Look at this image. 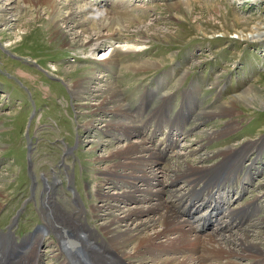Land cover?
Wrapping results in <instances>:
<instances>
[{"label":"rangeland","instance_id":"374dc122","mask_svg":"<svg viewBox=\"0 0 264 264\" xmlns=\"http://www.w3.org/2000/svg\"><path fill=\"white\" fill-rule=\"evenodd\" d=\"M32 1L0 0V237L9 236L5 249L20 252L11 253L10 261L19 264L17 259L31 252L29 249L36 240L25 242L49 222L64 231L69 245L77 240L87 243L84 235L94 234L95 244L90 243L95 245L97 254V231L100 232L98 226L103 220L101 214L97 217V191L103 188L105 194L111 195L118 188L114 184L108 187L101 179L104 165L97 161L123 143L109 129L104 131L103 120L114 116L101 110L100 88H115L130 113L141 107L145 111L143 115L152 111L157 115L161 125L156 134L152 133L154 127L151 128L155 122L141 133L146 139L153 135V145L163 149L162 159L152 169L166 173L159 179L168 188L169 169L184 170L186 164L197 168L212 166L220 159L219 154L232 152L236 157L242 156L246 164L254 162L251 170L262 166L244 197L252 199L258 195L257 200L263 205L264 151L257 153L255 146L264 145V0H256L254 4L245 0H80L79 6L91 5L111 14L113 19L116 18L113 13L123 18V22H112L113 31H100L103 37H112L110 42L99 40L95 50L83 53L78 47L52 45V38L45 31L51 9L43 0ZM170 5H178L181 10H172ZM58 8L59 14L70 12ZM124 12L128 16L122 15ZM130 21L132 25L126 24ZM94 22L77 15L68 29L69 41L80 44L100 33ZM6 24L11 26L8 28ZM150 25L160 40H150L151 44L145 45L135 44L133 39L127 42V36L136 35L140 28L146 31L145 27ZM254 29L263 32L261 38L249 39ZM152 31L146 32L155 34ZM148 34L145 35L149 37ZM126 42L141 50L120 56L119 63L108 71L104 61L98 60L99 54L111 47L124 49ZM139 60H152L158 66L141 72L125 68ZM84 69L89 74L80 76ZM62 70L70 73L65 81L61 80ZM73 80L82 81L86 92L96 97L75 98L67 87V82ZM191 85L196 86V95H191ZM248 86L261 96V107L236 104L237 112L230 117L216 113L221 103ZM188 101L191 103L186 107ZM77 104L97 106L102 112L82 114ZM204 111H213L216 116L206 117ZM196 115L203 120L197 122ZM166 122L175 124L181 131L174 136L177 142L168 147L164 142L160 145L168 134ZM229 122L233 127L227 133ZM217 131L224 132V136L208 140L207 135ZM135 138L131 136L129 141ZM100 182L103 187L99 186ZM54 183L56 189L52 190L57 191L56 195H49L46 186L53 187ZM174 187L187 185L178 180ZM135 189L144 188L137 184ZM176 192V195L180 193ZM245 200H238L233 208ZM117 206L132 208L137 204L125 200ZM242 219L238 213L229 214L230 224L225 230L230 231L223 230L237 240L258 245L264 253V210L247 217L245 222ZM215 228H208L203 234ZM53 230L40 238L42 245L38 250L44 259L42 264H60L63 258L69 261L64 252L60 259V236ZM15 245L18 247L13 248ZM237 250L242 253L240 246ZM69 251L72 255L78 253L77 248ZM231 261L255 262L248 256Z\"/></svg>","mask_w":264,"mask_h":264},{"label":"bare ground","instance_id":"6f19581e","mask_svg":"<svg viewBox=\"0 0 264 264\" xmlns=\"http://www.w3.org/2000/svg\"><path fill=\"white\" fill-rule=\"evenodd\" d=\"M34 1L35 3H38L40 0H33L32 2ZM79 1L80 0H43L44 5L51 9L47 24H45L47 29L45 31L49 36H51L52 45L54 43L56 46H67L72 49L73 47H78L81 53L84 51L91 52L97 48L99 40H102L104 43L112 40V37H109L108 35L107 36L109 38L103 37L100 31L102 29L110 32L113 31L114 28L112 22L115 23L117 21H122L123 18L121 16L119 17L118 13H113L116 15V18L113 19L114 16L111 14L108 15L107 12L97 10L91 5L79 6ZM245 1L254 4L256 0ZM58 6L64 7V9L67 10L69 9L70 12L67 15L59 14ZM169 8L175 11L181 10L178 5H170ZM124 14L128 16L127 12L122 13V15ZM77 15L94 19L96 21L94 24L97 25V32L100 33L95 34L93 38H87V42L80 44L74 41H69L68 37L70 34L68 33V29L70 28V23L76 21ZM126 24L132 25V22L130 21ZM8 25L10 24H6L5 26ZM10 26H8V28ZM62 27L64 28L62 29ZM145 29L147 32L153 30L152 32L155 34H148L140 28L136 35L126 37V40H128L127 42H131L133 39L135 40V44L145 45L151 44L150 40L153 41L154 39H161L151 25L146 26ZM254 30L255 32L250 34L251 36L249 39L261 38L263 32L257 31L256 29ZM145 34L150 36L148 37ZM139 50H141V47L140 49H137L133 46V44H127V47L124 49L119 46L114 48L111 47L108 51L99 54L100 57H98V60H103L105 64L104 66L108 71H110V68H114L119 63L120 56L127 57L130 54L133 55V53ZM94 61H97V58L96 60L94 59ZM157 66L158 63L152 60H139L136 62V65H127L125 68L129 67L135 72H141L149 69H156ZM61 73L63 76L61 79L62 81H65L66 75L68 76V74H70L67 70H62ZM80 74V76L87 75L89 72L87 69H84L80 72ZM167 76H170L169 73ZM67 83V87L70 88V90H68L71 95L77 99H85L84 95H86V97H96L95 94L86 92L82 81L75 82L73 80ZM160 84L158 85L160 86ZM114 89L115 88H107L102 90L100 88V91H102L101 110L104 111V113L109 112L114 116V118L103 120L104 127H106L104 131H108L107 129H109L113 134H115V136H117V140H122L123 143H121L120 146L118 145L117 147L111 149L109 155L104 157L102 160H98L97 163L104 165L102 166L103 169L101 172V179L106 181L105 184L108 187L114 184V186L116 185L118 188L115 193L113 192L111 195H109V193L105 194L102 191L103 188L102 190L99 188L97 191V199L99 200L96 211L97 217H101L100 214L103 217V220H101V223L98 226L100 228V232L97 231V254L94 252V239H96L94 234L87 232L84 235L87 243L77 240L73 241V245H69L67 238L63 235L64 231L61 228L57 227L54 222H52L54 224H49L50 222L47 224V228L50 227V230L54 229L53 232H58L60 236L58 249L60 252V259H62L61 252H64L70 261L69 262L67 259L63 258L60 264H235L234 261H231L233 258L236 259L238 257L247 256L252 261L255 260V262H251V264H264V253L258 245H249L250 242L248 241L243 242L240 238L237 240L234 236L229 235L231 233L226 234L227 232L225 231L230 230H225V227L230 223H226L225 226L224 223H221L216 226L215 231L203 234V232H197V227L193 226L187 218H184L181 214L177 213L174 207L173 198L181 194H175L176 190H178L174 187L175 184H173L175 180H183L184 183H188L190 185L196 182L199 183L200 180L204 179L210 181L218 176L217 174L226 175L231 170L236 172L239 169L237 168L238 165L242 163V156L236 157L232 152H229L223 154L222 156L219 154L218 156L220 159L212 166L202 165L197 168L196 166L186 164L184 170L169 169L167 173H171V176L168 178L171 184H167L170 186V188H168L166 184H163L161 179H159V177L163 178V175L166 173H160L158 171L159 169L157 171L152 169V166L155 165L157 161L162 159L161 153L163 149L159 150L155 145H153V135L151 136L152 139H146L141 133L143 130L147 129V126H151V123L155 122L154 126H151V128L154 127L152 129V133L156 134V131L161 125V123L157 121V115L154 114L153 111L143 115L145 111L142 110L141 107L131 112L133 113V115H131L130 111L126 107L124 108V105L120 100V94H116ZM88 90L91 91V89ZM157 90H159V88ZM189 90L192 92L191 95H196L197 90L195 85H191ZM251 90L252 86H248V88L243 90L241 93L230 98L229 101L223 104L221 103L220 109L216 113H218L219 116L230 117L237 112L236 104L251 106L253 108L256 106L261 107V96L259 97L254 93L255 91L253 92ZM164 94L165 93L162 95ZM149 95H152V93H149ZM159 99L161 98L159 97ZM190 103L191 102L188 101V106L186 105V107H189ZM77 106L82 108V114H89L90 111L92 113L102 112L97 108V106L89 107L86 104H77ZM160 114L163 115V113ZM204 114L206 117L216 116L213 111H204ZM196 117L198 116L196 115L194 119H196ZM202 120V118H197V122ZM168 122H166V124ZM167 126L169 127L168 134H166L165 139L160 143V145L164 142V145L168 147L169 145L177 142L174 136H177L181 131L179 130V127L175 128V124H167ZM232 127V122H229L228 127L225 129L227 133ZM223 134L224 132L222 131L211 132L207 135V137L208 140L215 138L220 139L224 136ZM131 136H135L136 138L129 141ZM255 147H257V153L264 151V145H258ZM205 160H208V158L202 161L205 162ZM258 160L259 159L256 158L255 162L260 164ZM254 165V162L250 163L251 167ZM232 167L235 168L232 169ZM238 174L251 175L250 173L242 172V170ZM102 184L103 183L100 182L99 186L103 187ZM137 184H140V186L144 189H135ZM55 186L56 183H54V187L49 188L48 185L46 186L45 191L48 192L49 195H56L57 191L52 190L56 189ZM242 188H245V186ZM192 191L198 190L193 189ZM206 193L211 194L212 191L208 190ZM216 194L220 196V199L224 203H229L226 195L224 196L223 194H220V192ZM125 200L136 203L137 206H133L132 208H118L117 204ZM226 210L230 211L231 209L228 208ZM202 219H204V217H202ZM41 228V230H37L38 232L36 231L35 234L30 236L29 240L25 242V244H28L31 240H36L29 249L31 252L25 254L24 256L21 255L19 259H17L20 261L19 264H42L44 262V259L38 249L42 242L40 238H45V233L48 234V232L46 226ZM40 232L42 234H39ZM73 233H77V230H73ZM247 237V234L244 233V238L247 239ZM7 239H9V236L0 237V264H15L17 261H10L8 256L11 253H16V251L5 249ZM43 241L46 240L44 239ZM92 241L94 244L90 243ZM238 246H240L242 253H239L237 250ZM17 247L15 245L13 248ZM75 248H77L78 253L72 255L69 250ZM65 250L68 252H65ZM17 253L20 252L18 251Z\"/></svg>","mask_w":264,"mask_h":264},{"label":"flooded vegetation","instance_id":"af4514ba","mask_svg":"<svg viewBox=\"0 0 264 264\" xmlns=\"http://www.w3.org/2000/svg\"><path fill=\"white\" fill-rule=\"evenodd\" d=\"M53 187H54V185H53ZM46 229H47V232H48V233H50V232H51V231L49 230V228H47V227H46ZM48 230H49V231H48Z\"/></svg>","mask_w":264,"mask_h":264}]
</instances>
